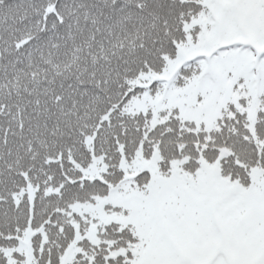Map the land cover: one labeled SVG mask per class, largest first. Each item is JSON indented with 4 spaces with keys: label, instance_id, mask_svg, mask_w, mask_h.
<instances>
[{
    "label": "snow or ice",
    "instance_id": "snow-or-ice-1",
    "mask_svg": "<svg viewBox=\"0 0 264 264\" xmlns=\"http://www.w3.org/2000/svg\"><path fill=\"white\" fill-rule=\"evenodd\" d=\"M0 264H264V0H0Z\"/></svg>",
    "mask_w": 264,
    "mask_h": 264
}]
</instances>
